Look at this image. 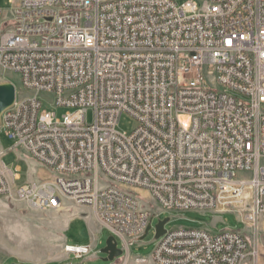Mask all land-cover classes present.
<instances>
[{"label":"built area","instance_id":"2783aa9c","mask_svg":"<svg viewBox=\"0 0 264 264\" xmlns=\"http://www.w3.org/2000/svg\"><path fill=\"white\" fill-rule=\"evenodd\" d=\"M0 68L33 93L17 99L15 88L0 131L52 171L18 183L21 167L0 148V197L32 211L90 209L121 264H258L264 0H16L0 8ZM42 93L72 110L57 118ZM123 114L130 133L117 129ZM134 190L163 212L235 211L249 234L166 229L150 258L131 259L154 215ZM91 249L64 246L76 257Z\"/></svg>","mask_w":264,"mask_h":264},{"label":"rangeland","instance_id":"374dc122","mask_svg":"<svg viewBox=\"0 0 264 264\" xmlns=\"http://www.w3.org/2000/svg\"><path fill=\"white\" fill-rule=\"evenodd\" d=\"M16 0H0V8L5 12L12 9ZM11 82L17 92V99L31 96L32 91L22 88L20 76L9 69L0 68V83ZM43 107L55 112L57 118L62 117L72 109L67 106H54L52 95L42 93ZM91 121V112L88 115ZM135 121L123 114L117 124V129L130 133ZM13 146L10 140L0 131V148L6 151L3 161L14 167L20 165L22 178L18 183L41 181L52 177V171L34 160L23 148L9 150ZM238 177L249 176L239 172ZM141 206L154 213L151 227L147 234L139 241L130 245L131 259L135 257L150 258L157 244L155 224L158 220L169 217L165 229L185 227L204 228L212 233L225 228L242 230L249 234L242 219L235 211L215 212L210 210H187L181 212H163L150 200L146 191L134 190ZM87 214L89 217L85 218ZM100 224L88 208L78 207L72 203H65L56 210L32 211L19 202L0 197V264H121L123 255L113 260L105 261V253L101 249L105 246L110 232L100 228ZM260 242L258 264H264V222L260 224ZM96 235V237H94ZM92 245L88 254L76 257L67 254L65 244ZM121 246V243L118 242ZM127 264H137L128 260Z\"/></svg>","mask_w":264,"mask_h":264},{"label":"water","instance_id":"95a60500","mask_svg":"<svg viewBox=\"0 0 264 264\" xmlns=\"http://www.w3.org/2000/svg\"><path fill=\"white\" fill-rule=\"evenodd\" d=\"M14 100H15L14 84L11 82L0 83V115L6 108H8L10 105L13 104ZM152 218L153 217H150L145 232L140 237V239H142L150 229ZM168 220L169 217H165L163 219L158 220V222L155 224L154 237L156 239H158L160 236H162L165 233L166 229L164 225ZM101 252L106 254V257L104 258L105 261L113 260L115 257L122 255V249L117 247L116 240L112 235L107 237L105 246L101 249ZM14 264H19V263H14Z\"/></svg>","mask_w":264,"mask_h":264},{"label":"bare ground","instance_id":"6f19581e","mask_svg":"<svg viewBox=\"0 0 264 264\" xmlns=\"http://www.w3.org/2000/svg\"><path fill=\"white\" fill-rule=\"evenodd\" d=\"M202 210H209V208H202ZM128 260H126L127 264ZM137 264H147L146 262H136Z\"/></svg>","mask_w":264,"mask_h":264},{"label":"crops","instance_id":"0c3cea01","mask_svg":"<svg viewBox=\"0 0 264 264\" xmlns=\"http://www.w3.org/2000/svg\"><path fill=\"white\" fill-rule=\"evenodd\" d=\"M10 150V149H9ZM20 166V165H19ZM22 170V169H21Z\"/></svg>","mask_w":264,"mask_h":264}]
</instances>
